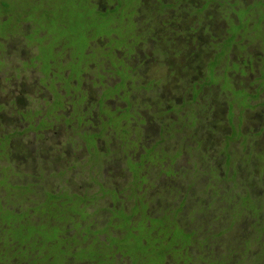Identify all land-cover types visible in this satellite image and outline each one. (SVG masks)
<instances>
[{
  "label": "rangeland",
  "instance_id": "obj_1",
  "mask_svg": "<svg viewBox=\"0 0 264 264\" xmlns=\"http://www.w3.org/2000/svg\"><path fill=\"white\" fill-rule=\"evenodd\" d=\"M104 1L101 0L100 4ZM112 1L116 3V0ZM260 2L262 0H256L253 12L258 14L261 12ZM188 4L190 7L185 6L186 12L176 14L179 10H168L159 17L165 26L160 25L154 29L152 37L163 49V60L152 59L154 42L149 41L142 49L138 48L139 53L142 50V53L145 52L149 56V58L143 57L147 63L137 72V75H141L142 78L139 82L146 84L147 81L154 80L156 83L152 93L143 92L142 95L148 97L154 93L158 105L151 110V113L158 112L164 118L155 117L156 122L159 123L153 124L145 121L140 136H135V139L141 146L148 149L162 139L161 128H164L163 132H169L168 127H171L172 122L175 123L177 131L173 138L161 140L160 146H154L158 150L168 148L167 150H170L167 151L168 155H172L173 150L182 151L184 144L191 148V150L186 148L187 152L172 162L165 159L161 160V163L154 159L151 162L145 159V156H142L140 160L142 154L140 145L132 150V145L135 147L136 143L130 139L131 130L128 127L138 125V121L142 122L143 116H147L143 108L139 109L140 116L143 118L136 121L132 111L128 112L124 107L118 110L123 104L120 99H115L116 102L113 100L115 103L113 107L116 108L115 111L118 110L117 113L109 111L110 105H108L109 107L102 109L105 114L101 111L98 113L99 110L95 109L93 100L92 104H78V101H74L73 93L66 87L67 83L57 78L60 74L57 73L56 76L55 66H48L44 62L50 61L48 57L53 56L52 48L59 34L54 28L59 25L52 27L51 24L46 23L47 27H45L41 18L35 16V24L22 15L20 27L5 33L6 38L0 40L2 43L0 48V137H2L0 138V165L7 166L12 171L8 172L6 167L0 169V184L7 177L8 182L13 186L31 185L46 193L80 198L77 201H82V204L78 203L73 209L77 212L82 209L87 217L83 221L80 220V226L84 228L81 233H87L85 227L89 226L93 235L102 234L99 238L107 240L104 256L110 255L111 244L117 247L114 254L120 251L134 256L130 241L134 238L127 234L133 231L138 233L139 237L146 233L141 213L139 209L137 210L139 201L143 203L142 208L149 205L148 210L151 213L158 212L159 209L166 211L169 209L167 214H171L172 211L181 208L179 217H185L188 229L195 227L198 232L203 233L201 228L206 225L204 220L209 215L214 216V209L219 207L224 209L221 198L216 197L215 201V190L217 195L223 188L236 189L242 194H245L247 190L264 193V184L258 186L255 182L264 174L263 162H257L256 159L255 164L250 161L246 163V158L250 157V154L253 156L256 152L258 154L264 152V29L260 28L257 31V28L254 29L257 26L255 24L252 27L256 35L250 36V40L245 36L241 38V45L247 46L246 51L239 52L237 46L228 50L229 46L234 44L231 42L235 31L234 23L238 24L234 14L238 11V7L235 6L234 1L217 4L213 8H202L201 0H189L186 2V5ZM55 5H61V3L58 1ZM70 5L65 3L62 7L68 10ZM100 9L105 11L107 6ZM198 9L201 11L196 15L195 10ZM37 12L42 16L40 9ZM82 14L85 15V12L80 11L71 21L78 23V26L73 27L72 23L69 24L73 28L78 27L76 30L82 35L80 41L74 45L79 62L69 65L79 73L84 71L80 63L87 66L88 62H94L101 57L96 51L90 55H82L83 47L89 43L87 35L96 30L91 26L95 22V16L92 15L90 21L86 20L84 23L81 22ZM167 21H173V23ZM51 22L54 21L51 20ZM107 29L104 23L102 27L98 26L97 34H104ZM32 33L33 37L30 35ZM164 33L165 39L162 42L160 38ZM72 36L75 40L78 39V35ZM72 38L69 34L62 35L59 41L71 45L70 43H74L70 42ZM104 42L106 41L103 39L102 43ZM113 42L116 43V40ZM82 43L84 44L82 49L77 51L79 44ZM95 44L98 45V42ZM91 46L93 47L92 44ZM94 49L99 51L98 48ZM57 51L59 52L60 49L57 48ZM68 51L59 52L65 57L64 62L72 58ZM43 62L45 65L42 68ZM214 62H217L215 67L212 66ZM230 65L231 67H225ZM114 69L116 72V66ZM223 78L224 82H221ZM231 78L233 90L238 92L235 95L231 90ZM178 84L185 103L190 105L183 106L179 96L174 100L177 96L174 92L178 91ZM142 89L135 87L132 90V95L135 97L134 106L141 104L139 91ZM84 90L87 91L88 88ZM240 90L245 92L241 93ZM106 97L112 96L106 95ZM57 99L67 103L62 113L52 110ZM129 103H132V96ZM187 106L195 113L188 110ZM82 110L81 117L78 112ZM100 113L106 115L103 116L104 120L107 116L115 114V120H123L122 126L116 130L113 127L104 126L106 129L103 130ZM138 118L139 116L136 117ZM194 119H196L193 122L195 126L192 124L194 128L191 130L187 127L182 128V122L189 123L188 121ZM128 120L135 122H129L130 125L123 126V123ZM230 131L233 133V138H240L229 147L230 151L233 150L240 157L237 163L240 171L237 172L235 179L231 180L232 182L225 185L226 179L232 178V171L222 170L221 151L224 137L228 136ZM94 134L100 137L98 141L96 140L97 142L93 140ZM164 136L167 138L168 134ZM125 141L130 144L126 145ZM95 143L97 147L92 148L91 146ZM241 144L246 145L242 147ZM130 160L136 163L135 166L138 169H141L140 174H144L134 181H132ZM212 167L221 176L222 181H214L209 175ZM248 168L252 173L245 172ZM170 171L174 172L175 177L165 179V174L168 175ZM146 177L152 188L149 185L137 184V182L145 184L143 178ZM169 180L172 181L170 185L167 184ZM165 187H168V191L164 193ZM103 191L105 195L102 194ZM110 194L115 197H111ZM156 194L158 196L154 200ZM1 195L4 196V193L2 192ZM146 196L153 199L147 200L148 204L142 200ZM199 205L209 209L206 213H198ZM15 206L11 210L19 213L20 206ZM100 209L105 212L102 214ZM109 211H113L111 213L115 215L114 223L108 217ZM218 214H225V210ZM81 216L83 217V214ZM129 222L134 230H127ZM119 229L125 230L126 236L118 240L112 236H118L121 233ZM216 230L217 228H214L213 234L208 236L210 238L208 249L221 257L220 253L227 247L228 241L222 243L216 235ZM26 234L19 233L17 236L25 239ZM30 237L33 236L30 235ZM189 252H192L195 258H202L198 254L206 251L204 248L201 251L192 248ZM113 256L117 264L132 263L128 256L119 254ZM144 258L147 259L148 255Z\"/></svg>",
  "mask_w": 264,
  "mask_h": 264
},
{
  "label": "trees",
  "instance_id": "obj_2",
  "mask_svg": "<svg viewBox=\"0 0 264 264\" xmlns=\"http://www.w3.org/2000/svg\"><path fill=\"white\" fill-rule=\"evenodd\" d=\"M58 1L59 0H0V18L6 17L4 21L1 22L0 20V39L5 33L19 27V21L14 19L16 15L19 16L20 13V15L23 14V16L26 17L25 19L32 20L35 24L34 17L37 16L44 21L45 27H47L46 23L51 24L52 27L53 25H59L54 28V30L59 32L55 40H59L62 35L66 36L69 34L71 38L73 37L72 35H78V39H70V42L74 43H70L71 45H69V47L75 52L76 47L74 45H76L77 41H80V36L82 35L76 30L78 27L73 28L78 26V23H72L71 21L80 11L85 12V15H81L83 17L81 22L85 23L86 20L87 22L90 21V18L95 13V8L90 0H60L59 3H61V5H55ZM187 1L189 0H166L162 8L165 9V12L168 10H179L176 14H180L186 12L185 6L188 8L190 7V4L186 5ZM201 1L202 8H213L217 6V4L220 5L230 0ZM233 1L235 6L245 1V4L242 3L243 5L238 7V11L234 12L239 22H242L245 16H250V12L254 9L256 4V0ZM120 2L123 5L122 7L121 4H119L111 12L105 14L97 13L98 15L94 18L95 22L91 24L96 30L89 35L96 37L100 35H111L112 33L116 34L115 30L119 29L121 26L116 29H112V27L114 24H119L121 20L124 22L123 25L132 28L136 26V23L132 22L131 19L134 15L138 0H120ZM65 3L71 4L68 10L66 7H62ZM261 4L260 2L259 5ZM39 9L41 10L40 13L42 16L37 12ZM200 11L201 9L195 10V14L198 15ZM261 11L263 16H260V18H264V8L262 5ZM51 20L54 22H51ZM71 23L73 27L69 26ZM104 23L107 25V31L104 34H97L98 26L102 27ZM254 29L248 28L244 31V34L248 35L250 31ZM118 34H121V31ZM87 38L89 39V37ZM83 45V43L79 44L77 51H79V49L81 50ZM88 49L89 44L83 47L84 52ZM56 56H58V54H56ZM49 59L53 61L54 57H50ZM52 110L53 112L58 111L61 113L65 110L61 99L54 104ZM80 116L82 117V113H80ZM100 123L103 130H105V123H103V121ZM175 126L176 124L172 122L171 127H168L169 132L165 131L164 133L165 135L168 134V137L162 136V139H160L157 144L161 145V140L166 141L168 138H173L177 131ZM189 128L191 130L194 126L191 125ZM163 129L164 128H162V130ZM99 132L103 131L99 130ZM232 135L233 133L230 131L228 136L224 137L223 149L221 151L223 159L222 170L227 172L228 169H230L232 171V178L230 180L226 179L225 185L228 182H232L231 180L235 179L237 172L240 171L237 167L240 157L233 150H229L232 143L240 140V138H233ZM98 136L99 135L95 134L93 140L94 138L95 140L99 139L100 137ZM252 141H254V139ZM134 142L136 145L135 147L132 145V150L139 147V144L136 141ZM125 144L129 145L130 142L125 141ZM241 145L244 147L246 144ZM91 147L94 148L93 146ZM178 147L181 146L178 145ZM183 148L191 150L187 144H184ZM141 149L145 148L141 147ZM167 149L166 147L164 149L161 148L160 155L167 156L169 154L167 151H170ZM256 159L257 162L262 161L264 164V152H262V154L256 152L253 156L250 154V157L248 156L246 158V163L248 164L249 161L254 163ZM3 167H6L8 172L9 170L11 171V168L0 165V169ZM211 170L209 171V175L212 176V179L214 181H222L221 176L216 173L213 167ZM245 172L248 174L252 173L249 168L245 169ZM188 173L190 172L188 171ZM263 177L264 174L261 179L255 181L258 186L264 184ZM147 184L151 185L150 183ZM234 186L238 188V186ZM261 189L260 191H262ZM167 191L168 187H165L164 193ZM2 192L4 196L1 195ZM102 194L105 195V191H103ZM110 196L115 197L111 194ZM157 196V194L154 196V200H156ZM10 197L16 199L12 200ZM148 197L149 198L146 196L142 199L146 201L147 204L149 200H153L150 196ZM216 197L222 199L224 209L221 207L214 209V216L209 215L204 220L206 225L201 228L203 233L198 232L195 227V229H188L185 217H179L181 208L172 211L171 214H167L169 209L167 211L159 209L158 212L152 211L151 213V211L148 210L149 205H145V208H142L141 206L143 203L139 201L140 205L138 204L139 208H137V210L139 209L141 213L142 223L146 233L144 236L139 237L138 233L133 231L127 234L134 238L133 241L130 240L133 248V257L127 252L119 251L115 254L128 256L133 264H264V193H256L254 191L248 192L247 190L245 194H242L238 193L236 189L226 190V188H223L218 192V195L216 190L214 191L215 201L217 200ZM77 199L80 200V198L76 196L59 195L51 192L46 193L43 190L41 191L40 188H35L31 185L13 186L8 182L6 177L0 184V264H117L114 258H112V256L115 255L114 251L117 250L115 245L111 244V249H109L110 255L104 256L107 240H101L99 238L102 234L93 235L90 232L91 229L89 226L85 227L87 228V233H81V230L84 229L80 226L81 221L87 217L83 213L81 207L80 212L73 209L78 203L79 205L82 204V201H77ZM15 205L20 206L19 213L15 210H11L12 207H16ZM199 206L200 211L198 213H206L209 209L204 205ZM224 210L225 214H218V212H224ZM100 211L102 214L105 212V210L102 209H100ZM111 212L113 211H109L108 217H110V221L114 223L115 215ZM81 214H83V217ZM9 215L10 217H8ZM102 216L105 217V215ZM196 220L198 219L196 218ZM232 220L235 221L231 222ZM198 221L201 222V220ZM214 228H217L216 235L222 243L228 241L227 247L223 248L224 251L220 253L221 257H218V254L215 255L211 249H208V244L210 242L208 236L213 234L212 231ZM113 230L116 229L113 228ZM127 230H134L131 222L128 223ZM119 231L121 233L118 236H112L111 232L110 235L118 240L126 236L124 233L125 230L119 229ZM19 233H27L25 239L18 238ZM30 235L33 237H30ZM105 236L107 237V235ZM192 248L200 251L204 248L206 252L198 254V256H202V258H195L193 253L189 252Z\"/></svg>",
  "mask_w": 264,
  "mask_h": 264
},
{
  "label": "flooded vegetation",
  "instance_id": "obj_3",
  "mask_svg": "<svg viewBox=\"0 0 264 264\" xmlns=\"http://www.w3.org/2000/svg\"><path fill=\"white\" fill-rule=\"evenodd\" d=\"M60 1V0H59ZM62 1V0H61ZM89 1V0H88ZM92 2V5L95 8V14L94 16H97L100 13H107V12H111L112 10H114L119 4H121L120 0H116V3H113L112 0H105L104 3L100 4L99 0H90ZM56 2V1H55ZM166 2V0H138V3L136 5L135 11H134V15L132 16L131 21L136 23V26L134 28L129 27L127 25H123V21L121 20V22L118 24H114L112 29H116L117 27L121 26L119 29L115 30L116 34L112 33L111 35H100L103 33H100V36H96L94 37L93 35H89L87 37H89V49L84 52L83 54L86 53L88 55H90L91 53H93L94 51H96L99 55H101V57L99 58V60H95L94 62H88L87 66L83 63H80L83 68L84 71L83 72H78L77 70H75L73 67H70V64H74L77 61L79 62V57L77 58L75 52L73 51V49H70L69 45H67L65 42H61L59 40L55 41V46L52 48L53 51V56H49L48 58H52L54 57V60H50V61H44L47 63L48 66H55V70L54 72L60 74V77L57 76V78H60L61 81H65L67 83V88L68 90H71V92L73 93L74 96V101L76 100V102L78 101V104H92V102H95V109L99 110L98 113L102 111L103 108L105 107H109L108 105H110V109L109 111H113L115 113H117V111L119 109H121L122 107H124L125 110H127L128 112L132 111L135 115H134V119L140 120L141 118H143L142 122L138 121V125H131V127H128L131 130V140L132 141H136L139 145L140 142L137 141V139H135V136H140L139 134L142 132V128H144V123L145 121L150 124L153 123H159L156 122L155 117L161 118L163 119L164 116L161 115L158 112H154L151 110L158 105V101L157 98L154 97V93L152 96H144L142 95L143 92H147V93H152V90L154 87H156V83L155 81H147L146 84H144L143 82H139L140 80H142L141 75H137V72L140 71V69L143 68V65L147 63V61L145 62L143 60V57H147L149 58L148 55L144 53H142V50H140V53L138 51V48L140 47L141 49L144 47V45L146 43H149V41L154 42L155 45L153 46V53H152V59H160L163 60V49L160 46V44H157V40H155L152 37L153 31L154 29L158 28V26L160 25H164V23H162L159 19L160 16H162L163 14H165V9L162 8L163 4ZM243 2H241V5ZM262 6L264 7V1L261 2ZM116 4V6H115ZM107 6V9L101 10V7ZM115 6V7H114ZM123 5L121 4V7ZM239 7V5L237 6ZM129 11V10H127ZM98 13V14H97ZM126 15L127 12L125 11ZM252 13V14H251ZM261 14V15H260ZM262 11L258 14L256 12H253V10L250 12V16H245L244 17V22H239L238 24H235V31H234V35H232V39L231 42L234 44H231L228 48V50H230L233 46L234 47H238L239 52L240 51H246L245 48L247 46H242L241 45V38L242 37H246L248 38L250 36H255L256 32L254 30L250 31V34L246 35L244 34V31L247 30L248 28L252 29L253 25H257L254 28H257V31L261 28L262 30L264 29V18H260V16L262 15ZM23 15V14H22ZM19 13V16L16 15L14 20H18L19 22V27L21 25V20L20 17L22 16ZM6 17H2L0 18L1 22L4 21ZM117 19H120L118 17H116ZM169 23H173V21H167ZM33 23V21H32ZM150 23V24H149ZM139 25V26H138ZM18 27V28H19ZM244 29V30H243ZM121 31V34H118ZM32 35L31 37L34 36V34H30ZM6 36L4 35L0 40L2 41L3 39H5ZM160 38V37H159ZM240 38V39H239ZM102 39V40H101ZM103 39L106 41L104 43ZM165 39V33L163 35L162 38H160V40L162 42H164ZM249 39V38H248ZM100 40V41H99ZM113 40H116V43L113 42ZM235 40V41H234ZM238 41V42H236ZM254 41H257L256 39H254ZM96 42H98V45L95 44ZM259 42V41H257ZM66 44V45H65ZM91 44L93 45H97V47L94 48H98L99 51L97 49H94ZM0 48H2V43L0 42ZM57 48L60 49L59 52L62 53V50L64 51H70V54L72 55V58H70L68 60V62H64L63 60L65 59V57L59 53L57 51ZM68 51V52H69ZM228 52V51H227ZM56 54H58V56H56ZM243 54V53H242ZM43 59H45L43 57ZM150 60V59H148ZM44 62L42 65V68L44 67ZM153 62H156V60H153ZM160 62V61H159ZM136 63V64H135ZM217 62L213 63V67L216 66ZM235 63V62H233ZM243 63V61L240 63V65ZM116 66V72L114 67ZM225 67H231L230 66H225ZM50 68V67H49ZM45 70V69H44ZM224 76V75H223ZM262 76V75H261ZM260 79V77H259ZM232 80V78H231ZM144 81V80H143ZM221 82H224V78L221 80ZM179 86V84H178ZM194 86V85H193ZM88 88L87 91L84 90V88ZM135 87H141L143 88L142 91H139V94H141V104H137L136 106H134V102H135V97L132 95V90ZM96 89V91H95ZM176 89V87H175ZM231 90H232V94L235 95L238 92H235L233 90V80H232V86H231ZM239 92L244 93V90H240ZM177 96H175L174 100H176V98H181L182 99V105L186 106V105H190V104H186L185 100L182 97V93L180 91V86L178 87V91L174 92ZM106 95L108 96H112L111 98L106 97ZM58 96V95H57ZM130 96H132V103L130 104ZM95 97V98H93ZM115 99H120L122 100L123 104L122 106H120V108H118L117 111H115L116 108H114V101L116 102ZM93 100V101H92ZM114 100V101H113ZM173 100V101H174ZM58 102V99L55 101V103ZM63 106L67 105L66 102L62 101ZM193 105V104H192ZM86 107V106H84ZM188 107V106H187ZM140 108H143V111L147 114V119L145 116L141 117L140 114L141 112L139 111ZM189 108V107H188ZM123 109V108H122ZM188 110L193 111L194 110L192 108H189ZM187 110V111H188ZM202 111V110H201ZM197 112V109H196ZM77 113V112H76ZM83 113L82 112H78ZM104 113V112H103ZM103 113H100V117L102 118L103 123H105V127L107 128V126L113 127L116 129H118L121 125V123L123 122V120H115L114 118L116 117L115 114L112 116H107L106 120L103 119L104 115ZM167 113V112H165ZM195 113V112H194ZM189 115V114H188ZM139 116L138 119H136V117ZM190 117V116H189ZM188 117V118H189ZM129 122H135L134 120L130 121H126V123H123V125H130ZM189 123L182 122V128H189V126H191L192 124H194L195 126V120H191L188 121ZM133 130V131H132ZM164 131V129L162 130V128L160 129V136H164V134H162V132ZM165 133V132H163ZM92 134V133H91ZM95 135V134H94ZM98 141V139H96ZM95 138L94 141L96 142ZM91 146V145H89ZM154 146H160L159 144L153 145L152 147L148 148V149H141L142 154L140 155V160L142 158V156H145V159H149L148 161L152 162V159H154V161H158L159 163H161V160L164 161L167 160L168 162H172V161H176L178 158H180L182 156V154H185L187 152L186 148H183L182 151H176L173 150L172 155H167V156H163L160 155V150H158L156 147ZM93 147H97V143H95V145H93ZM143 148H145L144 146H141ZM155 148V149H154ZM135 150V149H133ZM132 151V150H131ZM146 153V154H145ZM178 155V158H177ZM159 156V157H157ZM139 160V161H140ZM164 163V162H163ZM135 162H132V160H130L129 165H130V169H132L131 173L133 175V180H137V178H141L144 174H140L141 173V169H138V167L135 166ZM165 179L167 178H174V172L170 171L169 174H165ZM146 180L145 184H140L139 182H137V184L139 185H148L147 183H150L148 177L144 178ZM172 181L169 180L167 181V184L169 185ZM149 187H153L152 185H149Z\"/></svg>",
  "mask_w": 264,
  "mask_h": 264
}]
</instances>
